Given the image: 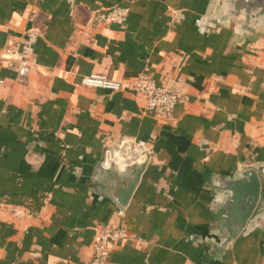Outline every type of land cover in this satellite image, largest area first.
Listing matches in <instances>:
<instances>
[{
  "label": "crops",
  "instance_id": "1",
  "mask_svg": "<svg viewBox=\"0 0 264 264\" xmlns=\"http://www.w3.org/2000/svg\"><path fill=\"white\" fill-rule=\"evenodd\" d=\"M128 10L124 26L92 25ZM214 0H0V52L38 34L25 79L0 60V264H88L100 229L122 227L106 264H264L259 220L220 248V176L264 164V34L242 43L208 32ZM141 74L184 95L172 119L129 91L85 87L89 75ZM143 141L152 155L130 181L106 173L107 149Z\"/></svg>",
  "mask_w": 264,
  "mask_h": 264
},
{
  "label": "built area",
  "instance_id": "2",
  "mask_svg": "<svg viewBox=\"0 0 264 264\" xmlns=\"http://www.w3.org/2000/svg\"><path fill=\"white\" fill-rule=\"evenodd\" d=\"M128 10L114 7L106 12H98L92 18V25L124 26ZM38 34L29 29L20 40H9L0 52V60L5 69L13 71L19 79H25L30 73L32 59L35 55V45ZM85 87L97 88L111 92L129 91L144 99L146 109L156 117L171 120L174 108L186 101L184 95L172 91L165 85L157 84L151 77L141 74L129 83H122L104 75H89L81 80ZM152 152L143 141L123 139L113 149H107L101 163L103 170L115 169L124 173L132 167H138L146 162ZM10 207L5 197L0 196V214ZM127 231L122 227H105L100 229L93 244V254L88 264H106L110 247L128 238Z\"/></svg>",
  "mask_w": 264,
  "mask_h": 264
},
{
  "label": "water",
  "instance_id": "3",
  "mask_svg": "<svg viewBox=\"0 0 264 264\" xmlns=\"http://www.w3.org/2000/svg\"><path fill=\"white\" fill-rule=\"evenodd\" d=\"M204 23L208 32L230 30L242 43H247L264 34V0H214L213 11ZM145 167L146 162L124 173L115 169L105 171L119 179L132 171L130 181L118 192L119 211L124 210ZM214 191L217 234L222 237L220 248L235 241L250 225L259 220L264 223V164L255 163L230 177L220 176Z\"/></svg>",
  "mask_w": 264,
  "mask_h": 264
}]
</instances>
